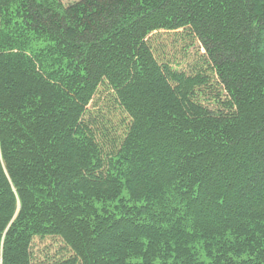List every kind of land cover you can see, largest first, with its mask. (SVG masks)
Segmentation results:
<instances>
[{
	"label": "trees",
	"instance_id": "obj_1",
	"mask_svg": "<svg viewBox=\"0 0 264 264\" xmlns=\"http://www.w3.org/2000/svg\"><path fill=\"white\" fill-rule=\"evenodd\" d=\"M0 264H264V0H0Z\"/></svg>",
	"mask_w": 264,
	"mask_h": 264
}]
</instances>
